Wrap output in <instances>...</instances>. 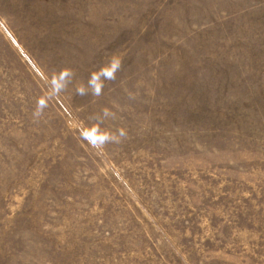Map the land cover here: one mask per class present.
I'll list each match as a JSON object with an SVG mask.
<instances>
[{
  "label": "rangeland",
  "instance_id": "rangeland-1",
  "mask_svg": "<svg viewBox=\"0 0 264 264\" xmlns=\"http://www.w3.org/2000/svg\"><path fill=\"white\" fill-rule=\"evenodd\" d=\"M0 264H264V0H0Z\"/></svg>",
  "mask_w": 264,
  "mask_h": 264
},
{
  "label": "clouds",
  "instance_id": "clouds-1",
  "mask_svg": "<svg viewBox=\"0 0 264 264\" xmlns=\"http://www.w3.org/2000/svg\"><path fill=\"white\" fill-rule=\"evenodd\" d=\"M122 68V59L118 56H113L107 64L90 73L86 84L80 83L76 85V95L100 97L103 93L105 82H114L117 79V73ZM75 76V71L69 67L45 73L44 85L46 91L36 101L33 111L35 120L38 121L44 115L50 101L68 90L69 86L73 84ZM128 97L129 99H135L132 93H129ZM115 118L116 113L108 108H103L100 113L93 114L89 122L81 129V139L98 152L102 151L108 144H121L128 137V133L124 128L111 131L103 127L105 121Z\"/></svg>",
  "mask_w": 264,
  "mask_h": 264
}]
</instances>
